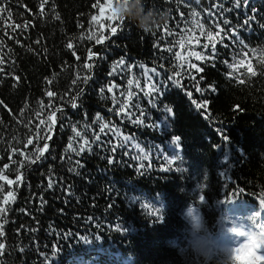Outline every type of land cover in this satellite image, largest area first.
Here are the masks:
<instances>
[{
	"label": "trees",
	"instance_id": "1",
	"mask_svg": "<svg viewBox=\"0 0 264 264\" xmlns=\"http://www.w3.org/2000/svg\"><path fill=\"white\" fill-rule=\"evenodd\" d=\"M144 2L167 16L150 33L109 19L114 0H0L11 12H0V170L14 181L0 180V264H222L244 239L229 227L250 230L255 212V230L264 223V0ZM210 26L223 29L214 57ZM53 107L49 132L40 121ZM227 264L264 262L242 249Z\"/></svg>",
	"mask_w": 264,
	"mask_h": 264
},
{
	"label": "snow or ice",
	"instance_id": "2",
	"mask_svg": "<svg viewBox=\"0 0 264 264\" xmlns=\"http://www.w3.org/2000/svg\"><path fill=\"white\" fill-rule=\"evenodd\" d=\"M45 2H46V0H45ZM96 6H100L101 8L103 7V6L99 5V0H97V5H96ZM236 6L239 7V0H237V5H236ZM108 7L112 9V16H110L109 19H111L112 17H115L116 19H119V20H120V18L117 17V15H116V10H115V8H112V5H111V4H109ZM0 12H7V16H8V17L11 16V12L7 11V9H5V8H0ZM91 20H92L93 22H97V17H96V16H92V17H91ZM246 22H247V21H246ZM225 23H227V21H225ZM109 27L111 28V31H112L113 33H115L116 28H115V27H112L111 25H109ZM165 27H167V26L165 25ZM198 27H199V30H200V35H201V36H205V28H204V25H203L202 23H198ZM216 27H219V25H216ZM189 31H191V30H189ZM222 31H223V29H220V31H218V32L215 34V36H214L213 32L211 31V26H210V27H209V30H208L207 33H206V39H207V41L211 44V53H210L209 55L212 56V57H214L215 54H216V52H215V49H216V36H219V35H220V32H222ZM169 34H171V33H169ZM193 35H194V33H193ZM87 38L90 39V40H91V39H94V38H95V33H93L92 35H89ZM104 39H105V37L101 36L99 39L96 40V42H97V43H101ZM196 43L199 44V38H197ZM209 43H204L203 45H201V50H202L201 52L191 51L190 54H191L192 56H194L195 59L203 61L204 59H206V56H205V55H202V52H203V53H208V50H209ZM68 47L71 48V47H72V44H69ZM181 47H183V44H182V43H181ZM167 50L171 52V51H172V48H169V49H167ZM95 55H96L95 53H92L91 50H89V56H88V59L91 60V59L93 58V56H95ZM175 55H176L179 59H181V60L184 59V57L180 56L179 53H175ZM0 62H2V61H0ZM119 63L122 65L124 62H123V61H120ZM239 63H243V61H240ZM85 67H87V68L90 69L92 66H91L90 64H86ZM181 67H183V65H181ZM190 67H191V68H196L197 71H201V70H202V69H200V68H199L196 64H194V63H193V64H190ZM228 67H229V68H235V66H234L233 64H229ZM113 71H115V69H113ZM152 71L154 72L155 70L153 69ZM247 71L250 72V73H252L253 76L256 74V73L253 71V69H252L251 66L248 67ZM185 72H187V69H185ZM174 75H177V76H178V75H180V73L177 72V73H175ZM79 78H80V77L78 76L77 79H79ZM88 79H90V77H85V78H84V82L87 83V80H88ZM170 79H173V77H170ZM149 80H151V77H149ZM75 82H76V81L74 80L73 83H75ZM241 82H243V81H241ZM50 83H51V81H50ZM128 83H129V86L131 87V85H132L133 82H132V80H129ZM139 86H140V85H139V81H137V82H136V87H139ZM112 87H115V86H109L108 91H112ZM102 91H103V89H102ZM148 91H149V92L157 91L155 84H150V85L148 86ZM47 95H48L49 97H54V96H55V93L52 92V91H49V92L47 93ZM121 95H123V93H122ZM134 95H135V94H134L133 92L129 91L128 94H127L128 101H131V99H132V97H133ZM114 101H115L116 103H120L121 111H123L125 108L129 107L128 102H120L119 100H116L115 97H114ZM0 103H2V102H0ZM76 106H77V105H76L75 103L72 104V107H76ZM131 106H132V107H136V105H134V104L131 105ZM197 107L199 108V107H201V105L198 104ZM58 111H62V109H59V108H55V107H53L51 113L46 117V119H42V120L40 121L41 124L46 125V127L48 128V131H49V132L52 131V128H53L54 125H55V121H56V113H57ZM168 111H171V109H168ZM40 115H41V113H37V116H40ZM102 119H103L102 117L97 116V120H102ZM137 122H142V121H137ZM107 127H108V125H107L106 123L103 124V125L100 127V132L103 133L104 130H105V128H107ZM73 131H74L76 137H80V136H81V132L77 131L76 129H73ZM36 135H37V139H39L40 136L43 135V133H41V132H37ZM44 139H45V140L50 139V136L45 135V136H44ZM96 139H97V140L100 139L99 135L96 136ZM124 139H125V140H130L131 137H125ZM176 140H179V138H176ZM33 143H34L33 139L30 138V139L27 140V143H26L25 147H27V145H32ZM84 144L87 145V144H88V141L85 140V141H84ZM48 147H49L48 144L45 143V144L43 145L42 148L37 149V151L39 152V155L37 156V160L40 159L41 157H43L44 152L48 150ZM69 148H70L71 151H73V152L76 151L75 148H72L71 144L69 145ZM80 150H81V151L84 150V146H83V145L81 146V149H80ZM12 151H13V154H16V152H17L16 149H13ZM19 154L22 155V156L24 155V153H23L22 151H21ZM25 159H27V157H25ZM32 162L34 163L35 161H32ZM12 163H16V161H12ZM21 166H22V165H21ZM4 168H5V169L9 168V165H5ZM21 176H22V174L17 176V181H19V180L21 179ZM0 180H4V181H6L7 184H9V185H11V184L14 183L13 180H10V179L8 178V176L4 174V171H3V170H0ZM51 186H52L51 183H49V187H51ZM0 187H2V186H0ZM8 197H12L13 199L15 198V197L13 196V193H12V192H8V193H7V196H6L5 199H4V203H5V204H7V203L9 202V201H8ZM200 200H201V202H203L204 197H203V196H200ZM194 211H195V209L193 208V209H192V212L194 213ZM3 212H6V209L3 208V207H0V213H3ZM193 219H196V216H195V215H193ZM255 227H256V225H255L253 228H251L250 230L254 231V230H255ZM258 227H259V228L264 227V223L259 224ZM235 231H236V230L233 229V232H235ZM0 236H3V231H2V230H0ZM3 246H4L3 244H0V248H3ZM249 247H251V248L254 250V251H253L254 261L264 262V255H256V252H258V248H259V250H260L262 247H260L259 245H249V244H241L239 247H236V249L230 253L231 259H233V260H235V259H239V254L241 253L242 249H247V248H249Z\"/></svg>",
	"mask_w": 264,
	"mask_h": 264
},
{
	"label": "clouds",
	"instance_id": "3",
	"mask_svg": "<svg viewBox=\"0 0 264 264\" xmlns=\"http://www.w3.org/2000/svg\"><path fill=\"white\" fill-rule=\"evenodd\" d=\"M114 8L117 17H119L121 21L125 18L131 19L136 23L137 27L146 33L152 32L158 26L167 22L166 14H158L155 9L150 7L146 9L144 0H114ZM187 214L191 217L192 228L199 231L203 227L201 217L196 216V219H193L192 209H188ZM258 215L259 213L257 212L251 214L247 218L248 222L256 225V217ZM233 229L236 231L233 232ZM228 232L243 237L242 244L259 245L260 247H264V227L259 228V231H252L234 223L228 228ZM235 249L236 247H232L226 251V259H223L222 264H227L228 260L231 259L230 253ZM193 251L196 255L202 257L204 261H207L209 249L204 242H198Z\"/></svg>",
	"mask_w": 264,
	"mask_h": 264
},
{
	"label": "rangeland",
	"instance_id": "4",
	"mask_svg": "<svg viewBox=\"0 0 264 264\" xmlns=\"http://www.w3.org/2000/svg\"><path fill=\"white\" fill-rule=\"evenodd\" d=\"M253 249L251 247L246 249V252L248 253V255L250 256V258L254 261V256H253ZM257 255V254H256ZM256 263H259V261H255Z\"/></svg>",
	"mask_w": 264,
	"mask_h": 264
}]
</instances>
